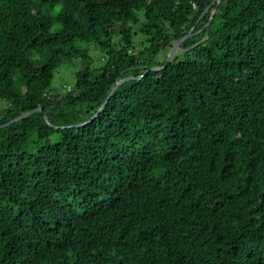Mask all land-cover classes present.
<instances>
[{"label": "trees", "instance_id": "16d2710c", "mask_svg": "<svg viewBox=\"0 0 264 264\" xmlns=\"http://www.w3.org/2000/svg\"><path fill=\"white\" fill-rule=\"evenodd\" d=\"M0 264H264V0H0Z\"/></svg>", "mask_w": 264, "mask_h": 264}, {"label": "rangeland", "instance_id": "374dc122", "mask_svg": "<svg viewBox=\"0 0 264 264\" xmlns=\"http://www.w3.org/2000/svg\"><path fill=\"white\" fill-rule=\"evenodd\" d=\"M56 28H57V23H53L52 29H56ZM77 44L82 47L86 46V42H80L78 40H77ZM89 46H90L89 52L94 58V63L97 65L100 63L99 61L100 53L93 46V44H90ZM166 54H168V50H163L160 51L155 57L159 58L158 60H162ZM76 66H77L76 63L72 65L69 61H65L62 64H60L54 71L53 78L51 81V88L59 89L62 88L63 86L67 88L69 87V85L71 86V84L74 82L73 68H75ZM1 104H4V101L1 102Z\"/></svg>", "mask_w": 264, "mask_h": 264}, {"label": "water", "instance_id": "95a60500", "mask_svg": "<svg viewBox=\"0 0 264 264\" xmlns=\"http://www.w3.org/2000/svg\"><path fill=\"white\" fill-rule=\"evenodd\" d=\"M189 34H190V32H188L187 35H189ZM182 39H183V38H181V39H179V40H177V41H175V42L173 43V45L171 46V48H170L169 51H168V54H167V56H166L165 63H164L162 66H153L152 69H159V68L163 67L164 65H166L169 61H171V59L173 58L174 53L178 50L179 45H180ZM122 80H123V79H120L118 82L115 83V85L113 86L112 90L109 92V94H108L106 100H108V98H109V97L111 96V94H112V91L117 87V85H118ZM99 109H100V108H99ZM99 109H98V111H99ZM33 110H40V107L35 108V109H33ZM33 110H29V111H27V112H24V113L20 114L19 116L13 118L11 121H14V120H17V119H19V118H21V117H24V116L28 115L30 112H32ZM45 119H46V121H48V118H47L46 115H45Z\"/></svg>", "mask_w": 264, "mask_h": 264}]
</instances>
